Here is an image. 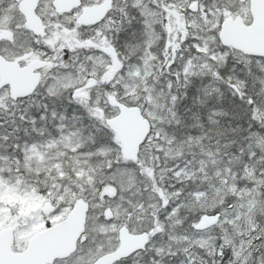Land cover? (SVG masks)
<instances>
[{"label":"snow or ice","instance_id":"obj_1","mask_svg":"<svg viewBox=\"0 0 264 264\" xmlns=\"http://www.w3.org/2000/svg\"><path fill=\"white\" fill-rule=\"evenodd\" d=\"M0 264H264V0H0Z\"/></svg>","mask_w":264,"mask_h":264}]
</instances>
